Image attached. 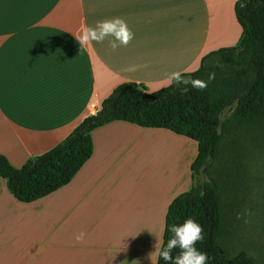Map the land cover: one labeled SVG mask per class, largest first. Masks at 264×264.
Instances as JSON below:
<instances>
[{
  "label": "crops",
  "instance_id": "obj_1",
  "mask_svg": "<svg viewBox=\"0 0 264 264\" xmlns=\"http://www.w3.org/2000/svg\"><path fill=\"white\" fill-rule=\"evenodd\" d=\"M234 3L0 0V153L19 167L95 113L119 83L156 90L206 52L235 44ZM116 17L134 33L127 47L112 50V37L87 47L75 39L82 23ZM90 137L93 150L68 182L33 201L15 199L0 177V264H156L166 208L193 183L196 142L123 120Z\"/></svg>",
  "mask_w": 264,
  "mask_h": 264
},
{
  "label": "trees",
  "instance_id": "obj_2",
  "mask_svg": "<svg viewBox=\"0 0 264 264\" xmlns=\"http://www.w3.org/2000/svg\"><path fill=\"white\" fill-rule=\"evenodd\" d=\"M233 16L240 30L237 42L215 47L201 56L195 69L180 72L206 82L205 88L168 82L147 91L140 83H119L101 99L95 113L84 116L50 149L26 158L19 167L0 153V177L7 190L15 199L30 202L67 183L93 150L90 131L109 120L166 128L193 139L197 153L190 164L192 186L176 194L166 208L164 244L171 235L167 226L191 217L203 227L205 239L196 248L207 253V264H256L243 249L230 255L217 181L195 179L199 172L208 175L221 135L219 115L225 107L233 108L239 122L264 124V0H235ZM156 264L165 262L157 259Z\"/></svg>",
  "mask_w": 264,
  "mask_h": 264
},
{
  "label": "rangeland",
  "instance_id": "obj_3",
  "mask_svg": "<svg viewBox=\"0 0 264 264\" xmlns=\"http://www.w3.org/2000/svg\"><path fill=\"white\" fill-rule=\"evenodd\" d=\"M232 109L225 107L219 115L221 135L208 175L199 172L195 179L217 181L230 255L243 249L264 264V124L239 122Z\"/></svg>",
  "mask_w": 264,
  "mask_h": 264
},
{
  "label": "clouds",
  "instance_id": "obj_4",
  "mask_svg": "<svg viewBox=\"0 0 264 264\" xmlns=\"http://www.w3.org/2000/svg\"><path fill=\"white\" fill-rule=\"evenodd\" d=\"M108 37L113 38L109 42V46L115 51L119 47H127L133 40L134 33L124 19L116 17L98 21L95 26L82 23L75 39H78L80 46L87 47L103 43ZM209 78L213 77L210 75ZM167 79L169 84L174 82L176 84L191 85L198 89L207 86L206 82L186 78L180 72L171 73ZM187 90V87H185L184 91ZM167 230L171 233L167 244L165 245L161 239L159 245L156 243L154 246L155 251L151 255H155L158 260H163L165 264H207V253L196 248V244L202 242L205 235L203 227L195 219L189 217L182 224L167 226ZM85 235L84 232H80L75 237L76 242H82ZM174 250H178L175 256H173Z\"/></svg>",
  "mask_w": 264,
  "mask_h": 264
}]
</instances>
